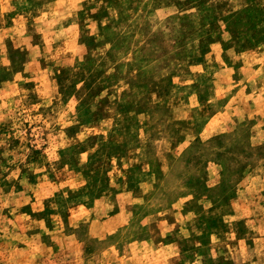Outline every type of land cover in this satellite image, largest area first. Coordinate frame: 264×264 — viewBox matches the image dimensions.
Listing matches in <instances>:
<instances>
[{"label": "rangeland", "instance_id": "374dc122", "mask_svg": "<svg viewBox=\"0 0 264 264\" xmlns=\"http://www.w3.org/2000/svg\"><path fill=\"white\" fill-rule=\"evenodd\" d=\"M50 1L0 15V264H264V0Z\"/></svg>", "mask_w": 264, "mask_h": 264}, {"label": "crops", "instance_id": "0c3cea01", "mask_svg": "<svg viewBox=\"0 0 264 264\" xmlns=\"http://www.w3.org/2000/svg\"><path fill=\"white\" fill-rule=\"evenodd\" d=\"M10 0H0V15H3L2 17H4V15L7 16V14L5 13H15V8H11L9 11L8 9L5 10V8H7L10 4L9 2ZM63 0H55V1H50L49 2V5L51 6H54L56 4H58L59 2H61ZM72 0H66L65 3H69L71 4ZM8 11V12H7ZM44 14H48V13H44ZM49 15H51V13H49ZM5 16V17H6ZM8 17V16H7ZM24 18L23 16V13H19L17 12V14H15L14 17L11 18L12 22H8L6 24H4L3 26H0V34L3 32V33H6L5 36L6 38L9 37V35L12 33V32H15L18 28H17V25L19 23V21ZM51 19H53V16L50 17ZM4 23V22H3ZM74 30V25L70 24V25H66V26H63V30L64 31H70V30ZM5 38V37H4ZM0 42H3V40H0ZM7 87H12L10 89H13V86L12 85H7ZM9 89H6L5 91H7Z\"/></svg>", "mask_w": 264, "mask_h": 264}]
</instances>
